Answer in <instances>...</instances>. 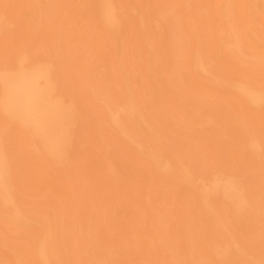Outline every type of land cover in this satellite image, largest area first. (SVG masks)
Returning a JSON list of instances; mask_svg holds the SVG:
<instances>
[{
	"label": "bare ground",
	"instance_id": "6f19581e",
	"mask_svg": "<svg viewBox=\"0 0 264 264\" xmlns=\"http://www.w3.org/2000/svg\"><path fill=\"white\" fill-rule=\"evenodd\" d=\"M47 2L2 8L0 38ZM64 2L85 25L90 0ZM93 3L119 90L111 104L93 97L113 137H94L92 187L68 183L83 116L55 63L17 50L0 66V264H264V0ZM29 154L42 172L21 171ZM15 175L39 192L58 182L62 204L39 217L21 208Z\"/></svg>",
	"mask_w": 264,
	"mask_h": 264
},
{
	"label": "rangeland",
	"instance_id": "374dc122",
	"mask_svg": "<svg viewBox=\"0 0 264 264\" xmlns=\"http://www.w3.org/2000/svg\"><path fill=\"white\" fill-rule=\"evenodd\" d=\"M32 0H0V10L18 8V13L21 14L24 9H21L22 4L30 6ZM93 1L90 0L88 7L89 19L83 26H79L77 21L80 15H73L69 11V7L65 6L64 0L52 1L48 0L47 4L39 8L35 5L32 10V18L26 15L23 18L15 21V29L10 36L5 37L6 41H1L0 38V66L8 68L13 66V62L17 55V50L27 52L29 59L48 57L55 63L53 74L60 79L63 88L67 86L72 90L73 96L77 100L80 108L82 119L80 121L78 146L73 155V167L68 170V175L71 176L69 185L75 188L92 187L96 170L100 167L97 157L93 155L95 152L94 137L98 133H107L112 139L113 133L107 127V123L102 117V110L99 109V104L94 102L93 97L103 100L106 103H113L117 99L118 86L114 84L113 69L114 67L105 58V52H100L99 34L91 25L93 20ZM92 3V4H91ZM16 7V8H15ZM29 19V20H28ZM75 35V36H73ZM58 53V54H55ZM104 54V56L102 55ZM43 54V55H42ZM63 58L68 60L67 64L61 63ZM61 63L62 65H60ZM65 83L67 86H65ZM91 92L93 95H91ZM86 118V119H85ZM90 120V122H89ZM78 130V128H77ZM5 131L3 134H6ZM199 135L189 133L182 141L185 144L200 146ZM171 142L165 140L163 146L167 149ZM167 145V146H166ZM171 147V145H170ZM213 154L207 153V159ZM215 155L220 158H226L219 150ZM178 158H183L182 154L177 155ZM203 159L205 157L202 155ZM23 161V167L35 174L42 172L44 167L38 165L29 154ZM205 161V160H204ZM33 163V164H31ZM128 167V165H127ZM33 168V169H32ZM97 176V175H96ZM138 177L134 173L128 178L127 184L135 187ZM16 185L15 198L21 208L29 210L39 217L42 215V209L47 201H57L62 204L55 192H57L58 182L54 185L53 180L42 179L38 186H43L42 192L37 188L31 187V179H23L15 175L13 179ZM46 181L44 185L43 182ZM105 181V180H104ZM54 185V186H52ZM48 186V187H46ZM80 193V192H79ZM90 194L87 192V197ZM131 201L124 202L132 204ZM26 203L28 205H26ZM33 206V208H32ZM32 208V209H31ZM172 207L170 206V209ZM168 209V208H165ZM170 215V214H169ZM169 222V221H168ZM167 214L164 213V223L161 222V229L166 234L167 229ZM229 225L227 221L221 228L226 230ZM106 233L105 231H102ZM100 233V231H99ZM259 237V233L252 235L251 238L255 241ZM134 238V236L132 237ZM9 243L0 239V257L8 250ZM152 250L153 255H159L158 247L154 244L148 246Z\"/></svg>",
	"mask_w": 264,
	"mask_h": 264
}]
</instances>
